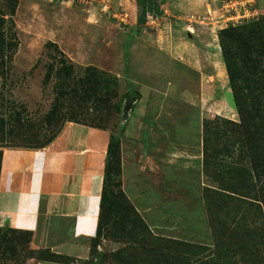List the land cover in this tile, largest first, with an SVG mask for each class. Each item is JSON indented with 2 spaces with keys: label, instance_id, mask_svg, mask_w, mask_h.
Segmentation results:
<instances>
[{
  "label": "rangeland",
  "instance_id": "obj_1",
  "mask_svg": "<svg viewBox=\"0 0 264 264\" xmlns=\"http://www.w3.org/2000/svg\"><path fill=\"white\" fill-rule=\"evenodd\" d=\"M124 1L135 23L119 0H0V157L69 123L116 138L101 235L58 252L0 227V264H264V11L226 21L227 0H158L139 26ZM257 174L262 198L239 195Z\"/></svg>",
  "mask_w": 264,
  "mask_h": 264
},
{
  "label": "crops",
  "instance_id": "obj_2",
  "mask_svg": "<svg viewBox=\"0 0 264 264\" xmlns=\"http://www.w3.org/2000/svg\"><path fill=\"white\" fill-rule=\"evenodd\" d=\"M239 1V12L250 7L264 11V0ZM122 3L129 7L135 23L134 3L126 5L119 0ZM210 3L174 0L173 7L204 12ZM193 38L205 43L203 54H214L209 48L211 36ZM108 141L109 133L104 130L69 123L43 148H4L0 157V227L31 234L37 248L80 251L73 243L93 238L97 231Z\"/></svg>",
  "mask_w": 264,
  "mask_h": 264
},
{
  "label": "trees",
  "instance_id": "obj_3",
  "mask_svg": "<svg viewBox=\"0 0 264 264\" xmlns=\"http://www.w3.org/2000/svg\"><path fill=\"white\" fill-rule=\"evenodd\" d=\"M137 5L141 8L140 16L137 18V24L139 26L144 25L147 13H151L154 15H160L162 13L158 0H137ZM229 35H230V30L223 29L219 32L218 40L220 44V50H221V54L223 57V61L226 67L227 75L229 78L230 87H231V90L234 96V100L236 102V106L238 108L239 115L241 116V119H242V112L238 104L239 103L238 102L239 89L237 87L238 73L234 69V64H233L234 62L232 60V54H231L232 47L229 46L230 44L227 43ZM115 153H116V138L113 136H109V141H108L107 149H106L105 168H104V176H103V188H102L101 199H100V211H99L96 236L101 235V232H102V227L104 224L102 221L103 215H104L103 213L104 208L109 202H112L110 201V197H112V195L109 192V188H108V183L110 180L109 162H110V159L115 156ZM252 179H256L254 186H257L258 188L256 190H254L253 186L250 190H246V189L243 190L241 188L239 195L244 196V193H246L245 191H247V192H253L255 196L262 198L261 188H263V185L260 183V180H261L260 176H258L257 174ZM111 205L112 203L110 204L109 207H111Z\"/></svg>",
  "mask_w": 264,
  "mask_h": 264
},
{
  "label": "built area",
  "instance_id": "obj_4",
  "mask_svg": "<svg viewBox=\"0 0 264 264\" xmlns=\"http://www.w3.org/2000/svg\"><path fill=\"white\" fill-rule=\"evenodd\" d=\"M72 1H79V2H87L89 0H72ZM227 6L225 12H226V21H232L234 19H242V18H247L250 16H253V14L251 12H249L248 9H244L243 10V15L240 14L239 11H237V6H239L241 4V2L239 0H227L226 2ZM228 11V12H227ZM230 11H233L234 14H232Z\"/></svg>",
  "mask_w": 264,
  "mask_h": 264
}]
</instances>
